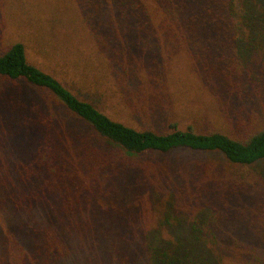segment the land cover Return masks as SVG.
<instances>
[{
  "label": "trees",
  "instance_id": "trees-1",
  "mask_svg": "<svg viewBox=\"0 0 264 264\" xmlns=\"http://www.w3.org/2000/svg\"><path fill=\"white\" fill-rule=\"evenodd\" d=\"M179 56L234 130L156 128L138 116L154 105L113 100L179 84ZM254 65L264 0H0V212L20 218L0 264H264ZM181 149L223 162L157 157Z\"/></svg>",
  "mask_w": 264,
  "mask_h": 264
},
{
  "label": "rangeland",
  "instance_id": "rangeland-1",
  "mask_svg": "<svg viewBox=\"0 0 264 264\" xmlns=\"http://www.w3.org/2000/svg\"><path fill=\"white\" fill-rule=\"evenodd\" d=\"M14 31H16V35L22 32L19 31L17 27H15V29H11L6 35H15ZM33 31V29L28 30L27 35L32 37ZM28 42L33 45L32 41L29 40ZM29 50L31 55L35 54L36 52L34 51L35 49ZM179 57L175 58V60L173 59L174 61L172 62V66L176 70L175 73H181V71L183 72L185 69H187L183 76L185 77L183 78L184 82L181 81L178 84L174 80L169 81L168 86L166 87L167 90H158L157 92L147 89L145 84L141 83L142 80H128L123 91L118 92L117 99L113 100L119 101L121 105L125 106L124 110L129 111L133 110L135 107L142 109L145 106L152 107L154 105V107H152L154 109V113L151 115L152 117L149 118L146 113L142 115V112H140L138 116H142L145 121L153 124L156 128L162 127L164 125L167 126V124L170 122L177 121L180 127H186L189 124H194L202 130L206 128H223L230 131L234 130L236 125L232 126V123L222 115L221 110L215 104H207L203 100H199L198 96L200 95V90L197 80L195 76L191 74V72L189 73L188 65L185 63V57ZM38 62L40 64L39 60ZM249 66L252 69V64H249ZM256 69L257 67L254 65L253 70L251 71V73H253V71L257 73V76L255 77L256 80L253 79L250 85V88L254 91V97L252 96V98L248 100V102L245 104V108H247V111L249 110L255 112L250 115L252 116L255 125L261 126V124L264 123V108L261 106L264 105V85L262 84L264 82V75L261 74L262 69H257V71ZM257 82H260L259 87ZM0 85H2V81H0ZM257 93H259L261 97H258ZM260 101L262 102L261 105ZM118 104L113 102L112 105L114 106L111 107L118 110V107L120 106ZM153 120H155L154 123L152 122ZM157 157H169L177 162L189 165H196L198 162H217L219 164L223 162V156L220 153H202L184 149L177 150L166 155H158ZM12 165L13 163L8 164L10 171ZM263 168L264 161L253 166L252 176L257 177ZM35 215L40 218L39 212H37ZM19 222L20 218L17 215L2 214V212H0V230H4L3 233L7 231L8 228H11V226L13 229L17 228Z\"/></svg>",
  "mask_w": 264,
  "mask_h": 264
}]
</instances>
